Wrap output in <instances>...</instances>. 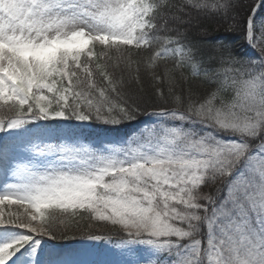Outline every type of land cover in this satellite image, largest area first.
Returning <instances> with one entry per match:
<instances>
[{
  "label": "snow or ice",
  "instance_id": "obj_1",
  "mask_svg": "<svg viewBox=\"0 0 264 264\" xmlns=\"http://www.w3.org/2000/svg\"><path fill=\"white\" fill-rule=\"evenodd\" d=\"M233 7L231 0H0V133L14 141L0 145L8 177L0 188V264H38L42 241L74 238L69 232L112 243L91 221L120 234L115 246L132 257L123 264H264V47L255 59L241 58L220 36L218 54L205 60L186 31L192 10L226 15ZM261 7L264 0L228 34L239 28L256 48ZM141 66L169 84L167 94L155 90L163 104L151 112L125 93V73L134 70L139 82ZM185 68L203 74L210 86L203 96L175 95L174 74L183 78ZM145 113L155 118L151 127L127 139L86 142L92 124L116 132ZM217 181L223 187L214 194L203 191ZM6 205L24 211L6 213ZM57 213L90 222L58 226Z\"/></svg>",
  "mask_w": 264,
  "mask_h": 264
},
{
  "label": "trees",
  "instance_id": "obj_2",
  "mask_svg": "<svg viewBox=\"0 0 264 264\" xmlns=\"http://www.w3.org/2000/svg\"><path fill=\"white\" fill-rule=\"evenodd\" d=\"M231 2L234 7L230 9L226 15L223 12L211 15H205L202 13L198 14L195 10H192V24L186 29L188 33V39H190L193 44H196L200 48L201 55L205 58V60H207V58L210 56L218 54L213 52V49L217 44V37L225 35L229 36V40L231 41L230 46L234 55H239V46L245 42V38L241 36L239 28H237L236 31L232 32L231 34H228V29L230 25L239 24L241 20L247 19L253 0H231ZM172 3L179 4L181 3V0H172ZM234 16L236 17L235 21L233 20ZM182 31H185V29H182ZM204 36L207 38L201 40L200 37ZM98 50L99 49L97 48V51ZM205 66L209 65L205 64ZM211 66L215 67V62H211ZM167 67H172L171 62H168ZM133 69H135V65H133ZM158 71L161 75H163L165 71L164 62L160 63ZM135 77L136 72L134 70L131 73L126 72L124 75V79L126 81L125 93L130 104H139L141 108L146 109V112L153 110V108L158 104H163V101L155 94V90L159 87H163L165 94H167L169 88L167 81L163 85L158 84L151 78L149 74L145 73L143 66H141L139 72V82H137ZM174 77L178 81L175 85V95L182 94L185 99H187L189 92H191L194 97L203 96L210 87L203 74L201 73L200 76H193L191 68H185L183 70V78H181V74L179 72H176ZM143 115L144 114L138 116L136 120L140 119ZM127 123L131 122H126L125 124L121 125L120 128L123 127L122 130H124ZM219 184H211L207 187H204L203 191L214 194L215 188L219 186ZM15 212L19 211L16 210ZM61 220L70 221L73 227H75V225L78 223L80 228H85L90 222L89 220L81 219L80 216L73 218L57 213L58 226L60 225ZM91 223L94 225L92 231L95 234L107 236L109 239H111V241H115L120 238V234L113 231L111 225L105 222L96 221H91ZM68 235L69 237L74 236V238L54 240L47 239L45 243L48 247H59L77 240L86 239V236L81 235L79 231L69 232Z\"/></svg>",
  "mask_w": 264,
  "mask_h": 264
},
{
  "label": "rangeland",
  "instance_id": "obj_3",
  "mask_svg": "<svg viewBox=\"0 0 264 264\" xmlns=\"http://www.w3.org/2000/svg\"><path fill=\"white\" fill-rule=\"evenodd\" d=\"M255 20L256 23L259 24L262 20H264V14L263 16L256 17ZM254 38H255L254 42L256 43L257 47L256 48L251 47L246 41L247 47H245V55H246L245 58L251 57L255 59L256 57L259 56V51H258L259 47L264 46V34H261L259 30H256L254 32ZM154 120H155L154 117H150L149 115H146V117L142 121H140L135 125L130 136H132L134 133L140 132L145 128L151 127ZM92 129H93V124L86 127L87 131H90ZM97 136L108 140H124L128 138V137H114L111 134L94 132V134L91 137H88V140L86 142L96 143ZM13 143H14L13 139L7 137L0 143V145L8 144L9 146H11ZM7 180L8 177L2 171H0V188H2L3 184ZM13 206L6 205L5 206L6 213L9 207L12 210ZM16 210L18 211L17 208ZM19 210L23 212L21 208H19ZM115 244L116 243L112 244L108 242H101L99 240L88 239L85 241H81L79 243H75L74 245L67 247L66 249L60 250L56 254H49L47 257H45L42 253L39 252L38 264H123L125 259L132 258V257H126L124 255V250L116 247ZM204 246H206V243ZM42 247L43 244L41 243L40 251L42 250L41 249ZM141 254H142V249H141Z\"/></svg>",
  "mask_w": 264,
  "mask_h": 264
}]
</instances>
